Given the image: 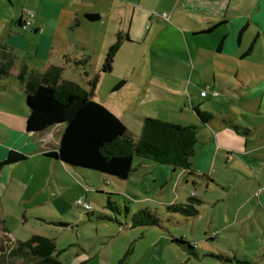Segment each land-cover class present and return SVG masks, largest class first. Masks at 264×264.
Masks as SVG:
<instances>
[{
  "label": "rangeland",
  "instance_id": "rangeland-1",
  "mask_svg": "<svg viewBox=\"0 0 264 264\" xmlns=\"http://www.w3.org/2000/svg\"><path fill=\"white\" fill-rule=\"evenodd\" d=\"M128 1H131V8L146 7L154 17L167 19L160 0ZM229 1L231 4L239 2L247 5L256 0ZM16 2H21L23 9L30 8L25 6L26 0ZM2 4L0 17L9 18L12 15L15 19L18 18L22 8L12 6L7 0H3ZM84 5H90L93 11H101L102 19L82 22L78 26L76 24L75 29L68 33L69 42L85 43L83 62H75L80 59L77 57L79 50L69 62H65L60 55L56 56V50L53 51L50 56L51 63L63 67L62 81L71 82L82 90L91 92L95 101L119 116L127 132L133 136L140 135L144 117L159 118L182 125L199 124L198 138L201 141L204 137L213 139L215 136L212 145L216 147V158L208 173L197 171L199 175H208L209 179H206L201 176H188L181 168L175 170L171 165L135 156V170L126 179H120L90 170H86L89 173L85 175L74 173L63 163L45 156L43 151L38 149L43 147L41 142L33 138L26 140L23 142L28 144L24 145L25 149L34 148L36 145L37 150L27 153L24 160L0 168V264H30L33 260L27 251H21L18 255H13L11 251L19 241H25L33 234L53 239L59 251V259L67 264H116L127 249L130 253L126 256L124 264H214L213 259L202 257L208 253L205 247L219 248L233 256L230 242H233L234 248L243 246L242 252L248 251L246 246L249 244L263 243L264 221L261 218L258 220V216L252 218V214L248 217L253 220H245L247 210L250 209L249 204L241 209L237 220L233 219L234 207L241 200L238 196H227L229 189L224 185H227V180H231L232 184L237 186L236 190H245L246 185H240V175L231 170L239 164L240 172L250 177L246 193L247 197L254 198L250 205L256 201L257 195L264 188L263 185L259 188L256 184L254 171L243 167L237 159V156L244 159L252 154H261L260 150L248 149L244 152L238 148H242L246 142L249 145L264 142V114L247 112L240 92L226 96L227 94L208 78L211 73H203L199 78L197 68L192 70V64L196 60H188V54H169L174 59L175 56H184L188 66L182 65L176 63L177 61L155 56L148 47V42L124 43L113 55L111 70L104 75L100 74L99 69H102L109 49L107 42L115 39L112 32L117 22H112L110 17L103 14V4L86 0ZM122 22L128 24L127 18H123ZM145 25L150 29L152 27L150 22ZM245 36L246 43H250L254 33L249 30ZM215 41L217 40L213 37L206 39V43L212 48L216 45ZM159 55L165 56L161 53ZM210 56L211 54L207 55L205 62ZM31 58L26 53L20 57L29 69L43 71L47 67V62ZM246 60L242 62L244 72L248 77L255 75L256 62L264 65V41L257 44L253 54ZM237 65L241 66L240 61H237ZM19 67L20 65L13 68L11 72L17 74ZM165 71L173 73L174 78L163 74ZM122 79H126L125 86L114 90L113 87ZM11 80L18 86H23L16 78ZM150 80H157L153 83L159 89H164L165 86L160 83L165 82L167 85L164 92L149 86L148 93H141L138 100L133 99L145 82ZM206 87H216L219 93L203 105L205 109L213 111L215 123L202 127L185 97L191 96L194 99L198 92L196 89ZM16 96L17 108L21 107V104L24 107V98L18 94ZM17 108L13 109V113L18 115L21 110ZM222 121L237 123L243 128L237 131L228 125L220 127ZM7 134L8 129L0 124V146L8 149L3 155L5 157L10 150ZM230 146L235 148L230 149ZM228 149L234 151L231 155L235 157L230 159L228 167L224 170L223 163L229 156ZM21 150L25 151L19 149L20 153ZM4 158L0 156L1 160ZM216 181L220 183L219 186L214 183ZM192 194L212 199L215 205L194 204L198 213L193 217L166 209L167 204L185 202ZM79 200L88 202L90 209L84 210L78 204ZM126 206L130 213L126 212ZM228 207L231 208V216L228 215ZM141 208L150 210L158 219V224L130 227V214ZM213 232H218V236L213 242H209ZM181 238L196 247L201 260L194 256L186 260L187 246L175 240ZM200 238L206 239L210 244L204 245ZM247 254L250 257L251 254Z\"/></svg>",
  "mask_w": 264,
  "mask_h": 264
},
{
  "label": "crops",
  "instance_id": "crops-1",
  "mask_svg": "<svg viewBox=\"0 0 264 264\" xmlns=\"http://www.w3.org/2000/svg\"><path fill=\"white\" fill-rule=\"evenodd\" d=\"M2 1L3 0H0V7L3 5ZM85 1L86 0H26L25 6H30V8L23 9L21 2H16V0H7V2L12 6L19 9L22 8L19 11L17 19H15L16 17H12V15H10L11 17L9 18H6L7 16L0 17V45L5 46L7 49H11V51L17 56L14 68L24 63L20 57L26 53L32 57L31 59L43 60L47 62V67L43 70L45 71L53 64L51 63L50 56L54 50L57 51L56 56L60 55L59 57H62L65 62H69L73 59V55L76 54L75 52L77 50H79L80 53L79 55L77 53V57L80 59L75 62H83V48L85 47V43L69 42L68 33L75 29L76 24L78 26L82 22L87 23L89 21L85 17V14L87 13H97L99 15V19L96 21H100L102 19L101 11L91 10L90 5H84ZM94 1L98 4H103L105 8L103 9V14L110 17L112 22H117L115 30L112 32L115 39L109 40L107 42V47L113 44L112 42H116L117 40L120 41L118 49H121L124 43L137 42L143 44L148 42V47L151 48V51L154 52L155 56L169 59V61H177L176 63L186 66H188V61H186L184 56H175L174 59L170 57L169 54H188V60H196V62H193L192 64V70L194 71L197 68L196 72L199 78L202 77L203 73H211V77L208 78L211 79L215 86H219V88L227 94L226 96L235 95V92H238L239 94L240 92V98H244L245 102L243 103V106L246 108L247 112H260L264 114V72L262 71L264 70V65L256 62L255 75L251 74L252 76L250 75V77H248L244 72L242 66L243 60H246L247 57L253 54L257 44L264 41V0H256L255 2L247 5H242V3L239 2L231 4V1L229 0H169L168 2L160 0V4H162L163 8H165V11H169L168 13L163 11L164 14L166 13L165 15L167 16V19L162 18L161 16H157L161 18L154 17V15L151 14V11L146 7L132 6L131 8V1L128 0ZM154 3L157 4L156 2ZM30 12L33 13L32 17L28 14ZM123 18H127L128 24L125 25L122 22ZM27 19L30 20V24L26 28H22L18 22ZM148 22L152 23L151 29L150 27L147 28V25H145ZM249 30L254 33V36L252 37L250 43H246L247 39L245 34ZM207 37H213L217 40L215 41V47L212 48L206 43ZM244 46L245 49L243 50ZM71 48L74 50H71ZM160 53L165 54V56L159 55ZM208 54H211V56L208 58L209 60L205 62ZM237 61H240L241 66L237 65ZM34 71L43 72L38 70ZM109 71H102L101 68L99 69V73L102 75ZM163 74L169 78H174L173 73L165 71ZM13 78L15 77L13 76L9 80L5 81L6 87L4 90L0 91V124L8 129L6 138L9 143L7 142V145H9L10 150L18 152L19 149H24L25 151L21 150V152L26 155L27 153L37 150L36 145L31 149L24 148V145L28 144L23 142L26 140L30 141V139L33 138L43 144V147L38 149L42 150L45 156L52 158L46 155V153L48 151L55 150L58 146L62 125L58 124L52 126L42 132H26L25 119L28 114V108L26 104H24L23 107L20 103L21 107L19 108H17L16 105L18 102L16 94L21 95V97L25 100L23 92L24 88L23 86H18L15 82H13L11 80ZM122 80H124V83L120 87L121 89L126 84V79ZM230 80H233L234 82L231 83ZM155 81L157 82V80ZM155 81L150 80L149 82H145L144 86L138 91L137 95L133 99L138 100L141 93H148L149 86H153L158 91L164 92L167 84L161 81L160 84L165 87L164 89H159L158 86L153 83ZM212 88L213 89H210V87L196 89L198 92L194 99H192L191 96L185 97V99H188L190 107L194 113L195 111L193 107L197 106L199 109L212 114V119L203 123L195 113L197 120L198 122H201L202 127L212 126V123H215L213 122V111L207 110L203 106L206 101H209V99L214 96L211 94L213 91L219 93V89L216 87ZM204 90L207 94L202 96L201 92ZM16 108L21 110V113L18 115L13 113V109ZM110 111L119 118L114 111ZM227 125L233 127L237 131H239V128H243L237 123L231 124L227 121H222L220 127H227ZM194 126L197 127V143L195 147L196 153H194L191 158L190 167L183 170L188 176H201L202 178L209 179L208 175H199L197 171L207 172L211 170L213 160L216 158V147L212 145V141L215 139V136L213 139L211 137H204L201 141L198 138V129L200 128V125L197 124ZM197 145H199V147H197ZM234 148L235 147L230 146V149ZM230 149L227 151L229 156L226 157V160L223 163L224 170L228 167L230 159L235 157H232L231 152L234 151H230ZM238 149L244 150V152L248 149L261 151V154L259 155L252 154L251 157L244 159L242 156H237V159L238 163H242L243 167L254 171L253 173L255 175L256 184L259 188H262V185L264 186V142L257 145H249L246 142L242 148ZM7 150V147L0 146V156L2 155V158L5 157L3 155L6 154ZM52 159L54 161H59L54 158ZM59 162L63 163L66 167L79 175L89 173L86 169L75 168L65 162ZM238 166L239 164H236L231 170H233L235 174L240 175V185H246L245 190H236L237 186H235L234 183L232 184L231 180L228 181L227 179V185H224V187L229 189V191H227V196H238L241 200V202L234 207L235 214L233 219L237 220L241 209L249 204L250 209L247 210L246 219L245 217L244 219L253 220L248 217V215L252 214V218L258 216V220L261 218L262 221H264V188L261 189L257 195L256 201L254 200V202L251 203L252 205H250L251 200L254 199L247 197L246 194L248 192L247 183L250 182L248 178L250 177L240 172L241 166ZM227 177L228 175L225 178ZM192 182L195 184L194 179ZM214 183L217 186L220 185L217 181ZM194 196L200 199L201 203H209L212 206L215 205V201H212V199H205L203 197H199L198 195ZM223 200L224 199H221V201ZM230 209L231 208L228 207L229 216L232 215ZM249 222L253 223V221ZM213 234L215 235L212 236ZM217 236L218 232H213L208 239L209 242H213V239ZM199 240H201L204 245L210 244L204 238H200ZM230 246L233 250V256L223 252L219 248H205L207 249V252L225 254L232 257L236 262L237 260H247L249 264H264V242L249 244L246 246L248 251L245 252H242L243 246L234 248L233 242H230ZM247 253L251 254L250 257ZM202 257H207V255L203 254ZM189 258L191 257L188 256L186 260H189ZM207 258L213 259L215 261L214 264H223L224 262L217 260L214 257L208 256ZM198 259L201 260L202 258ZM224 264L231 263L224 262Z\"/></svg>",
  "mask_w": 264,
  "mask_h": 264
},
{
  "label": "trees",
  "instance_id": "trees-1",
  "mask_svg": "<svg viewBox=\"0 0 264 264\" xmlns=\"http://www.w3.org/2000/svg\"><path fill=\"white\" fill-rule=\"evenodd\" d=\"M85 17L89 21L99 19L97 13H87ZM18 23L21 26L23 21ZM119 43L117 40L109 46L102 71L110 70ZM16 58L11 49L0 45V91L5 89V81L13 76L23 85L28 108L26 132H42L52 126L62 125L58 146L46 155L75 168L120 179H126L133 172L135 156L171 165L173 168L190 167L197 143L196 126L144 117L140 135H130L124 123L104 105L95 101L91 92H86L71 82L62 81V67L50 65L45 71L37 72L22 63L18 73L13 74L11 70ZM123 83L124 80H120L113 89L117 90ZM193 109L201 122L206 123L212 119L210 112L197 106ZM24 159L23 153L9 150L7 156L0 161V168ZM196 203H201L200 199L191 195L185 203H170L166 205V209L193 217L198 213L194 206ZM126 212L130 213L127 206ZM157 224L158 219L147 208L130 214V227ZM175 240L187 246L188 252H185L189 257L200 258L195 246L182 238ZM21 251L29 253L33 260L30 264H67L59 259L55 241L42 235L33 234L25 241H19L11 253L18 255ZM129 253L127 249L116 264H124ZM204 255L226 263L249 264L247 260L236 262L225 254L208 252Z\"/></svg>",
  "mask_w": 264,
  "mask_h": 264
},
{
  "label": "built area",
  "instance_id": "built-area-1",
  "mask_svg": "<svg viewBox=\"0 0 264 264\" xmlns=\"http://www.w3.org/2000/svg\"><path fill=\"white\" fill-rule=\"evenodd\" d=\"M29 14V16L30 17H32L33 16V13H28ZM30 24V20H24L23 21V23H22V28H26L28 25ZM207 94V92L204 90V91H202L201 92V95L202 96H205ZM212 95H217L218 93L216 92V91H213L212 93H211ZM78 204H80L85 210H89L90 209V205L88 204V202H86V201H81V200H79L78 201Z\"/></svg>",
  "mask_w": 264,
  "mask_h": 264
}]
</instances>
